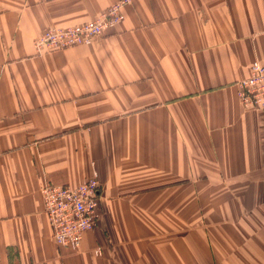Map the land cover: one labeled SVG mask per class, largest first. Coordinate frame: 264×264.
Returning a JSON list of instances; mask_svg holds the SVG:
<instances>
[{"label":"crops","instance_id":"0c3cea01","mask_svg":"<svg viewBox=\"0 0 264 264\" xmlns=\"http://www.w3.org/2000/svg\"><path fill=\"white\" fill-rule=\"evenodd\" d=\"M120 0H0V264H264V0H131L88 46L35 38ZM97 176L100 218L59 246L42 186Z\"/></svg>","mask_w":264,"mask_h":264},{"label":"built area","instance_id":"2783aa9c","mask_svg":"<svg viewBox=\"0 0 264 264\" xmlns=\"http://www.w3.org/2000/svg\"><path fill=\"white\" fill-rule=\"evenodd\" d=\"M130 2L120 0L91 22L82 25L45 30L34 40L37 52L42 54L91 45L96 38L105 35L123 21V8ZM238 86L243 106L264 109V58L254 61L251 75L240 80ZM99 189L96 175L76 187L54 184L42 186L45 210L53 230L52 238L57 245L73 250L81 247L83 235L93 230L100 218Z\"/></svg>","mask_w":264,"mask_h":264}]
</instances>
